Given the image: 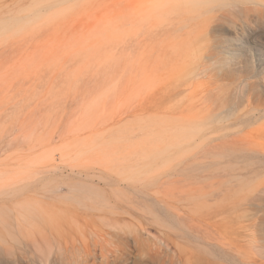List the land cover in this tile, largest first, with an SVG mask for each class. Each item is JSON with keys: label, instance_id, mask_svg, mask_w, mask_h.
<instances>
[{"label": "rangeland", "instance_id": "rangeland-1", "mask_svg": "<svg viewBox=\"0 0 264 264\" xmlns=\"http://www.w3.org/2000/svg\"><path fill=\"white\" fill-rule=\"evenodd\" d=\"M245 1H181L176 15L141 27L121 0H0L10 21L0 33V206L53 208L70 181L164 176L216 154L230 177L175 179L229 187L236 207L221 237L264 264V160L252 155L264 152V25L237 18ZM42 229L51 245L40 229V242L6 235L0 264H84L69 252L57 260L51 227ZM242 231L258 239L245 243ZM160 256L148 264L223 261L184 239Z\"/></svg>", "mask_w": 264, "mask_h": 264}, {"label": "bare ground", "instance_id": "bare-ground-1", "mask_svg": "<svg viewBox=\"0 0 264 264\" xmlns=\"http://www.w3.org/2000/svg\"><path fill=\"white\" fill-rule=\"evenodd\" d=\"M181 1L192 5L201 3L223 5L219 3L222 0ZM245 2L252 6H246L245 10L239 9L242 15L237 18H243L244 22H252L259 27L264 25V6L261 5L263 1ZM35 5L33 3L29 7L34 6L32 7L34 9ZM21 20L24 21L22 18ZM8 22L0 19V33L7 27ZM246 83H243L245 85L242 87L246 86ZM201 124H198L195 130L201 131ZM188 132L189 135L194 133L193 129ZM252 155L264 160V152H253ZM211 157L213 160L204 162H201L202 157H195L194 164L172 167L171 172L164 176L147 175L132 180L100 173L97 182L82 180L70 184L71 181H68L70 195H62L63 198L57 201L53 208L49 207V204L33 202L14 208L0 206V243H6L7 236L18 240V234H28L34 241L40 242L39 232L45 237L42 228L50 226L53 244L56 245L57 260L64 258L65 252H69L71 255L68 259L83 261L84 264H137L138 261L148 264L162 254L169 255L177 251L180 241L184 239L189 244L208 248L215 259L223 260L221 262L203 260L195 264H226L225 262L251 264L233 253L236 250L240 251L238 244L235 247L228 238L226 241L221 237L228 235L229 217L236 207L231 198V189L214 182L183 184L175 179L188 173L204 178L230 177L232 172L229 171L228 163L226 165L224 161L219 160V155L214 154ZM216 166H220L222 171L217 172ZM85 176L89 177V174L86 173ZM68 228L74 229L69 239L66 234ZM35 229H40L38 234L35 233ZM240 236L241 241L245 243L258 239L246 231H242ZM44 239L45 245H51L47 236ZM45 241L41 239V243ZM261 249L264 251V246H261ZM179 260L182 262L181 254Z\"/></svg>", "mask_w": 264, "mask_h": 264}, {"label": "clouds", "instance_id": "clouds-1", "mask_svg": "<svg viewBox=\"0 0 264 264\" xmlns=\"http://www.w3.org/2000/svg\"><path fill=\"white\" fill-rule=\"evenodd\" d=\"M185 6L181 0H121L117 9L142 27L160 23L176 15Z\"/></svg>", "mask_w": 264, "mask_h": 264}]
</instances>
